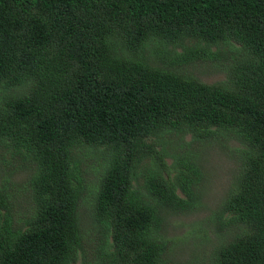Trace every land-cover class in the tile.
<instances>
[{
    "label": "trees",
    "instance_id": "obj_1",
    "mask_svg": "<svg viewBox=\"0 0 264 264\" xmlns=\"http://www.w3.org/2000/svg\"><path fill=\"white\" fill-rule=\"evenodd\" d=\"M149 39L164 65L148 61ZM184 39L195 43L165 47ZM218 43L235 44L224 80L174 68ZM0 89V144L34 165L24 226L0 182V264H172L164 212L196 203L190 146L211 139L237 143V168L213 211L223 239L196 264H264V0H0ZM171 133L180 151L165 148ZM79 147L103 153L91 256Z\"/></svg>",
    "mask_w": 264,
    "mask_h": 264
},
{
    "label": "rangeland",
    "instance_id": "obj_2",
    "mask_svg": "<svg viewBox=\"0 0 264 264\" xmlns=\"http://www.w3.org/2000/svg\"><path fill=\"white\" fill-rule=\"evenodd\" d=\"M154 43L157 44L156 40L152 39L146 42L145 55L150 63L162 66L164 65L162 58L151 52ZM194 43L192 39H184L176 44L165 45V47L171 51L179 52L182 46H192ZM233 46L223 43L211 45L210 50L216 52L213 57L197 59L174 66V68L206 83L224 80V67L235 59V56H232ZM3 91L0 89V95ZM165 138V148L168 152L182 149L178 134H167ZM188 139V134L182 138L183 141ZM233 146H237V143L226 139L196 141L191 144V150L196 155L203 173L202 180L196 190V203L192 208L183 212L168 213L165 211L161 222V236L168 241L169 251L167 254L172 264H196L195 259L208 256L205 251L210 248V245L216 243V240L223 239V233L219 234L223 229L218 230L213 227V211L225 196L228 185L231 186L234 180L237 160L235 154L231 152ZM100 149L92 147L75 149L81 182L85 186L78 205V212L83 229V247L89 256H91L95 245L93 240H97L96 233L90 223L89 209L92 197L90 192L95 187L97 171L103 161V153ZM170 160V158H166L167 162ZM33 170L34 165L31 162L22 158L13 148L0 144V182L4 180L8 190L12 193L10 196L12 220L22 226H24L23 220L27 216L31 204L26 179ZM224 232L227 235L231 234L230 229L229 232L226 229ZM201 240H207V243ZM79 262L78 258L72 264H79Z\"/></svg>",
    "mask_w": 264,
    "mask_h": 264
}]
</instances>
